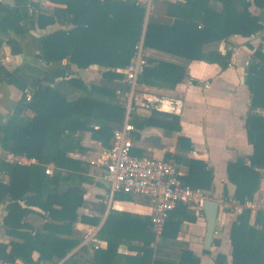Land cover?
Masks as SVG:
<instances>
[{
	"label": "trees",
	"instance_id": "16d2710c",
	"mask_svg": "<svg viewBox=\"0 0 264 264\" xmlns=\"http://www.w3.org/2000/svg\"><path fill=\"white\" fill-rule=\"evenodd\" d=\"M50 1L63 6H55L48 15L40 12L38 19L44 20V25L58 23L66 28L40 38V57L47 62L66 59L67 73L53 85L36 86L30 99L2 127V147L35 158L36 162L16 164L0 157V173L8 177L6 183L0 180V204L6 202L7 210L3 225L7 234L22 238L21 242H0V260L29 264L33 262L31 253L36 250L39 261L55 263L62 259L60 264H199V257L189 249H182L176 259L156 253L176 238L180 215L190 220L195 218L194 211L183 204L169 213L158 236L151 223L107 217L105 227L139 231L145 236L122 235L103 226L95 238L106 242L104 248L93 246L92 256L83 258L82 253L87 251L83 245L67 256L80 242L73 236L77 206L59 198L81 197L82 184L89 181L75 165L79 162L67 156L69 138L90 131L94 138L110 146L113 129L121 125L125 109L116 90L107 84L124 79L125 69L141 39L143 48L190 61L216 63L226 69L231 63L233 47L229 37L238 34L255 35L263 40L255 48L246 42L253 52L245 75L250 92L245 129L253 151L227 162V178L235 184L233 198L244 207L231 224L230 257L218 253L214 264H264V212L256 210L254 222L250 223L251 208L245 206L258 189L264 169V115L256 111L264 109V0H184L191 8L168 4L167 17L149 14L146 22L145 5L137 0ZM252 4L259 8L257 14L249 10ZM26 16H30L26 8L0 3L1 31L14 28L22 32L20 21ZM222 41L224 51L208 48ZM144 58L147 65L138 76L139 84L173 89L186 75L183 65L145 55ZM70 64L79 68L104 67L102 84L84 81L70 71ZM5 75L10 73L6 71ZM25 108L32 110L33 115L23 114ZM131 122L137 128L160 127L168 133L180 130L177 114L156 109L149 116L133 112ZM178 148L189 151L192 145L188 139L179 138ZM132 153H135L133 149ZM174 158L197 171L194 176L180 175L182 184L205 191L213 188V170L207 162L181 154H175ZM48 164L54 166L51 174L45 173ZM30 206L39 207L47 218L34 233L23 230L27 225L22 219L31 211ZM80 219L91 225L100 221L99 217L84 215ZM121 247L134 253L120 252Z\"/></svg>",
	"mask_w": 264,
	"mask_h": 264
},
{
	"label": "crops",
	"instance_id": "0c3cea01",
	"mask_svg": "<svg viewBox=\"0 0 264 264\" xmlns=\"http://www.w3.org/2000/svg\"><path fill=\"white\" fill-rule=\"evenodd\" d=\"M137 1L144 4L145 0ZM164 1L167 2L166 7L164 6L160 13H147L145 22L149 14L155 17H167L168 4L191 8L184 0ZM0 3L9 7L26 8L30 15L20 21L22 32L9 28L3 33L0 29V157L13 163L12 155L23 154L13 153L2 147V127L13 116L16 109L24 105L26 91L31 96L36 86L53 85L67 73L66 59L58 62H47L40 57L39 50L40 38L43 35L66 27L58 23L44 25V20L38 19L40 12L48 15L55 6H63L50 0H0ZM249 10L254 14L259 12V8L253 4ZM139 42H143V40L141 39ZM229 42L233 44V47L231 63L226 69H221L216 63L201 60L190 61L178 55L153 48H143L142 46L143 57L145 55L156 60L183 65L186 67V75L173 89L138 83L140 92L147 93L146 91H150L164 97H172L173 101H181V107L180 112L177 113L170 111L167 106L162 109L159 108L160 103L157 108L140 109L134 113L140 116H149L154 109L175 113L179 116L180 130L168 133L160 127H136L134 132L136 137L133 138L132 148L134 154L156 158L168 157L177 164L181 176H194L197 171L182 162H176L175 154L207 162L213 170V188L204 191L208 198L219 202L214 233L209 248L204 246L207 220L203 211L198 213L187 206L188 209L194 211L195 218L190 220L180 215L181 221L176 238L170 241L167 247H160L156 252L161 257L176 259L182 249H189L199 257V264H214V258L218 253L226 255L228 258L231 254V224L242 211L244 205L233 198L235 184L227 178L226 165L228 161H234L240 156H248L253 151L252 145L247 140L245 129L250 104V92L245 83V75L246 66L251 60L253 52V49L249 48L246 42L255 48L263 43V40L255 35L244 37L236 34L229 37ZM219 44H221L219 50L224 51L225 42L222 41ZM69 69L89 84H102L101 73L104 67L100 65L79 68L75 64H70ZM6 71L10 73L9 76L5 75ZM107 85L114 88L119 97L124 93L126 87L123 79L110 82ZM256 111L264 115V109L259 108ZM23 114L32 116L33 112L29 108H25ZM179 138L188 139L192 149L189 151L179 150ZM69 139L67 156L79 162L75 165L82 169V174L89 178V181L82 184L84 193L81 197L66 195L59 198L60 201L77 206V219L74 223L73 236L79 238L80 242L67 256L85 245L87 251L82 253V257L90 258L93 253V246L102 248L106 246V242L95 238V234L104 226L107 217L148 224L152 211L151 202L144 196L120 193L111 200L110 204L106 203L105 192L108 186L100 178L102 170L100 162L108 146L94 138L90 131L77 133ZM109 142L111 143V140ZM31 159L34 161H29L25 165L36 162V159ZM47 167L52 173L54 166L48 164ZM262 172L259 187L253 194L252 200L245 203V206L251 208L250 223L254 222L256 210L264 212V169ZM0 180L6 183L7 175L0 173ZM29 208L31 211L22 219L27 225L23 230L34 233L41 229L47 218L44 211L39 207L30 206ZM6 213V202H3L0 204V242H21V237L6 233V228L3 225V217ZM82 215L99 217L100 221L97 225L83 223L80 219ZM188 215L191 214L188 213ZM104 229L137 238L145 236L139 231L123 228L108 226ZM205 249L208 250L207 253L204 252ZM119 251L134 253L125 247H121ZM38 258V251H32L31 259L33 262L29 264H60L63 261L61 259L51 263L39 261ZM0 264L10 263L0 260ZM17 264L25 263L17 260Z\"/></svg>",
	"mask_w": 264,
	"mask_h": 264
},
{
	"label": "built area",
	"instance_id": "2783aa9c",
	"mask_svg": "<svg viewBox=\"0 0 264 264\" xmlns=\"http://www.w3.org/2000/svg\"><path fill=\"white\" fill-rule=\"evenodd\" d=\"M146 65L142 42H139L125 69L123 79L126 87L120 97L124 103V118L121 125L113 129L110 146L104 151L100 162L102 167L100 178L108 186L105 192L108 204L120 193L147 197L152 208L150 223L155 234L159 235L169 213L177 205L183 204L201 213L203 202L208 196L203 189L181 183L180 171L172 159L132 153L133 133L136 131L131 122V115L136 111L133 103L138 98L153 101L151 96L139 90L138 76ZM25 93L26 100H29L30 93L28 91ZM160 103L161 109L167 106L170 111L180 112V100H160ZM29 161L34 160L25 155H12L13 163L25 164ZM45 173L51 174L49 167H46Z\"/></svg>",
	"mask_w": 264,
	"mask_h": 264
},
{
	"label": "rangeland",
	"instance_id": "374dc122",
	"mask_svg": "<svg viewBox=\"0 0 264 264\" xmlns=\"http://www.w3.org/2000/svg\"><path fill=\"white\" fill-rule=\"evenodd\" d=\"M141 3V2H140ZM167 2L164 0H145L144 5L146 8V14L150 12H155V13H160L164 6L166 7ZM262 42V41H261ZM221 47V44L215 43L212 46L208 48H217L219 49ZM148 94H150L153 98V101L148 102L146 100H143L142 98H138V100L134 101L133 105L135 110H140V109H150V108H157L159 107L160 100H170L173 101L172 97H164L161 95L154 94L150 91H146ZM120 102L124 105L123 100L119 97Z\"/></svg>",
	"mask_w": 264,
	"mask_h": 264
},
{
	"label": "water",
	"instance_id": "95a60500",
	"mask_svg": "<svg viewBox=\"0 0 264 264\" xmlns=\"http://www.w3.org/2000/svg\"><path fill=\"white\" fill-rule=\"evenodd\" d=\"M219 209V202L217 200L206 198L203 202V214L207 220L205 248H209L214 233L217 213Z\"/></svg>",
	"mask_w": 264,
	"mask_h": 264
}]
</instances>
